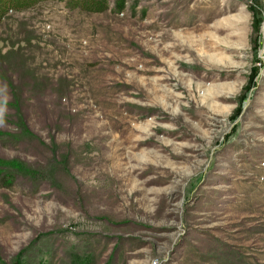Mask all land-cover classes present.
<instances>
[{"label":"rangeland","instance_id":"rangeland-1","mask_svg":"<svg viewBox=\"0 0 264 264\" xmlns=\"http://www.w3.org/2000/svg\"><path fill=\"white\" fill-rule=\"evenodd\" d=\"M14 1L0 264H264V0Z\"/></svg>","mask_w":264,"mask_h":264},{"label":"trees","instance_id":"trees-1","mask_svg":"<svg viewBox=\"0 0 264 264\" xmlns=\"http://www.w3.org/2000/svg\"><path fill=\"white\" fill-rule=\"evenodd\" d=\"M2 0H0L1 3ZM27 0H15L14 1V8L20 9L22 7V2H25ZM6 2V1H5ZM12 94L15 96V99L11 101V103H7L4 109H11L13 111V114H10L6 117V119H10L11 122H5V120H2L3 118H0V121L8 123L9 125L15 126L13 127L12 131H4L0 128V145L7 146L11 144V146L18 145V144H25L26 139L34 138L37 139L38 136L35 135L31 129L28 126V121L26 116L24 115L23 108H24V102H23V96L21 94L20 90L14 89ZM9 106V108H8ZM2 158L0 157V165L2 162ZM17 161V160H13ZM23 165L22 162H18ZM37 174V172H36Z\"/></svg>","mask_w":264,"mask_h":264}]
</instances>
